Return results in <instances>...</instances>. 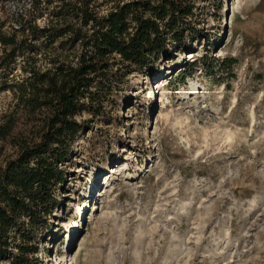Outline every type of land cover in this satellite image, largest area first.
Segmentation results:
<instances>
[{"label": "rangeland", "instance_id": "rangeland-1", "mask_svg": "<svg viewBox=\"0 0 264 264\" xmlns=\"http://www.w3.org/2000/svg\"><path fill=\"white\" fill-rule=\"evenodd\" d=\"M196 4L190 49L126 74L102 115L74 116L87 130L33 264H264V0ZM14 105L0 92V124L23 117ZM0 144L2 164L15 148Z\"/></svg>", "mask_w": 264, "mask_h": 264}, {"label": "trees", "instance_id": "trees-1", "mask_svg": "<svg viewBox=\"0 0 264 264\" xmlns=\"http://www.w3.org/2000/svg\"><path fill=\"white\" fill-rule=\"evenodd\" d=\"M196 2L111 0L101 12L106 0H0V92L23 111L0 124V142L15 148L0 164L1 260L33 264L31 241L47 228L73 142L87 130L74 116L102 115L126 74L190 49L202 35ZM55 48L76 50L70 61L43 54ZM39 56L49 65L38 67Z\"/></svg>", "mask_w": 264, "mask_h": 264}]
</instances>
